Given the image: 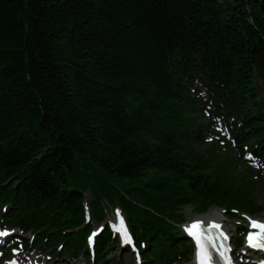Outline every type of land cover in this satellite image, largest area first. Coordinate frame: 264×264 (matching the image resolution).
I'll list each match as a JSON object with an SVG mask.
<instances>
[{
	"label": "trees",
	"instance_id": "obj_1",
	"mask_svg": "<svg viewBox=\"0 0 264 264\" xmlns=\"http://www.w3.org/2000/svg\"><path fill=\"white\" fill-rule=\"evenodd\" d=\"M259 85L264 0H0V229L21 232L4 259L20 247L112 264L129 252L113 228L88 245L104 195L142 264L191 256L188 206L263 214L264 181L200 150L221 123L264 170ZM81 159L94 170L71 182Z\"/></svg>",
	"mask_w": 264,
	"mask_h": 264
},
{
	"label": "rangeland",
	"instance_id": "obj_2",
	"mask_svg": "<svg viewBox=\"0 0 264 264\" xmlns=\"http://www.w3.org/2000/svg\"><path fill=\"white\" fill-rule=\"evenodd\" d=\"M259 94L261 98H264V91L261 89L260 85L258 88ZM218 141H210L208 143V145L206 146H202V148L200 150H206L207 152H209V154L214 153V152H219L221 155L218 156L219 158V163H221L223 165L224 168L230 169L231 167H235V166H231L230 161H232L233 159H237L239 157V151L235 150L234 148H230L228 146V144L224 145L223 142H220V145L218 144ZM84 163V164H83ZM250 165V163L245 164V162H243V165H240V168L238 170L235 171V169H233V171L236 174H239L241 171L246 170L247 167H249V170H251V172H255L256 175H259V171L257 169V167H255V169H253L254 167L252 166H248ZM76 168L78 170V173L72 177H70L71 182L75 181V182H79L81 180H84L85 177L90 176L91 175V171L94 170V165L91 162H88L85 159H81L78 161V163L76 164ZM262 177L264 178V176L262 175ZM260 179H262L260 177ZM241 182V180H239ZM109 186L111 188H113L112 186H116L114 184H109ZM83 188H89L86 184L84 185ZM118 190V189H116ZM115 190V191H116ZM91 188H89L87 190V203L91 202V200H93V194L90 192ZM117 192V191H116ZM258 204H260L261 206L264 205V185L260 187L259 189V193H258ZM104 203L106 204V207L109 211V216L107 218V225L108 222L111 223L112 225H115L117 222H121V217L123 218V222L126 223V216L122 213V211L119 208H116V204H114L113 202H111L110 204V197L109 195H104ZM111 208H113L112 212H111ZM117 210H119V214H117ZM183 221L182 223L179 225L180 228H184L187 223L191 220H195L197 218H205L206 220H208V218H212V217H216L219 216V218H221L222 220H224V224L223 227H225L226 229H230L233 227V229L235 228V226H237L238 224H241L242 227L245 226V223L247 222V220L249 219V217L246 218H230L228 216H226L224 214V212L222 210H218V209H211L208 213L206 214H199L197 213L196 207L194 205L188 206L186 207L183 211ZM88 217L92 220V214L91 212L88 213ZM254 218L260 219V220H264V214L260 215V216H255ZM127 224V223H126ZM100 227H102V224L100 222L97 221H93V231L94 230H99ZM91 229V230H92ZM90 230V231H91ZM20 234V232H19ZM30 237V235L28 236V238ZM2 239V238H0ZM236 241V239H234ZM51 252L50 251H42L41 253H37V250L32 251V250H19L18 253H16L15 251H11V256L10 258H8L5 261H0V264H13V262H16V264H45V263H50V264H88L86 262V260L84 258H81L78 261H71L68 260L66 258V256H63L64 258H59L56 259L57 254L54 255H50ZM246 254V252L244 251V249H242L239 252V257L237 260H239L240 263L242 264H250L252 261H256L255 257H247L244 256ZM242 255V256H240ZM56 256V257H54ZM111 262L112 264H137L134 260V258L132 257L131 254H124L121 255L119 253V251L113 255V253H111ZM249 258V259H247ZM181 264H190L188 262H184Z\"/></svg>",
	"mask_w": 264,
	"mask_h": 264
},
{
	"label": "snow or ice",
	"instance_id": "obj_3",
	"mask_svg": "<svg viewBox=\"0 0 264 264\" xmlns=\"http://www.w3.org/2000/svg\"><path fill=\"white\" fill-rule=\"evenodd\" d=\"M117 214H119V210H117ZM253 228L260 229L259 232H249L247 237V243L249 246L253 248H260L264 249V223H261L257 220L251 221ZM121 231L123 233L124 241L128 244H132L133 238L129 234L126 227H123V218L121 217ZM209 231L211 229H221V225L215 221L211 222L208 226ZM185 230L191 235L195 241L198 248L197 258L199 261V264H211V254L208 251L207 244L211 242L214 237L210 235L209 233H206L203 227V222L200 220H194L190 225L186 226ZM8 229L0 230V236H8L9 235ZM11 231H14L11 230ZM219 236L222 237L224 240L228 239L227 234L224 231H219ZM215 247V245H213ZM223 255V252L221 253ZM229 259V264H231V259ZM13 264H16V262H13Z\"/></svg>",
	"mask_w": 264,
	"mask_h": 264
},
{
	"label": "bare ground",
	"instance_id": "obj_4",
	"mask_svg": "<svg viewBox=\"0 0 264 264\" xmlns=\"http://www.w3.org/2000/svg\"><path fill=\"white\" fill-rule=\"evenodd\" d=\"M195 220H200V221H203L205 224H207V226L211 223V222H213V221H215V222H217V223H220V221L219 220H222L221 218H219V216H216V218H214V219H210V220H205V218H197V219H195ZM222 224H224V223H222ZM222 229H220V230H213L212 232H214V234L218 237L219 236V231H221ZM224 231H226L225 229H224Z\"/></svg>",
	"mask_w": 264,
	"mask_h": 264
}]
</instances>
